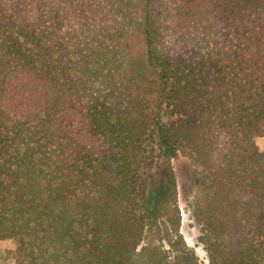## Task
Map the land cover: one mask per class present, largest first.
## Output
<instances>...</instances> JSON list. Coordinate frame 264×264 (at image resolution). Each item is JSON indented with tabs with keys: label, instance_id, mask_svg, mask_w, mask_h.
<instances>
[{
	"label": "trees",
	"instance_id": "1",
	"mask_svg": "<svg viewBox=\"0 0 264 264\" xmlns=\"http://www.w3.org/2000/svg\"><path fill=\"white\" fill-rule=\"evenodd\" d=\"M264 0H0V240L15 264H264ZM157 159L163 165L153 172Z\"/></svg>",
	"mask_w": 264,
	"mask_h": 264
},
{
	"label": "rangeland",
	"instance_id": "2",
	"mask_svg": "<svg viewBox=\"0 0 264 264\" xmlns=\"http://www.w3.org/2000/svg\"><path fill=\"white\" fill-rule=\"evenodd\" d=\"M256 143L260 150L264 151V130L256 138ZM174 168L178 185V204L182 214L181 233L186 243L194 249L200 260L208 264L206 251L199 242L200 226L194 216V200L198 192V175L195 164L182 151L171 160ZM153 168L156 172L164 163L163 159H157ZM16 247L13 239L0 240V264H15L12 251Z\"/></svg>",
	"mask_w": 264,
	"mask_h": 264
}]
</instances>
